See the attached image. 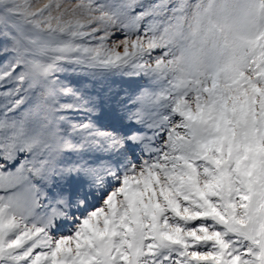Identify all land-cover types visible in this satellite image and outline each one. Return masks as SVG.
Returning <instances> with one entry per match:
<instances>
[{
  "label": "snow or ice",
  "instance_id": "1",
  "mask_svg": "<svg viewBox=\"0 0 264 264\" xmlns=\"http://www.w3.org/2000/svg\"><path fill=\"white\" fill-rule=\"evenodd\" d=\"M0 264H264V0H0Z\"/></svg>",
  "mask_w": 264,
  "mask_h": 264
}]
</instances>
